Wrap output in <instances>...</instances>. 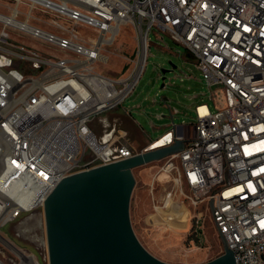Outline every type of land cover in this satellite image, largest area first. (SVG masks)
I'll use <instances>...</instances> for the list:
<instances>
[{
	"label": "built area",
	"instance_id": "2783aa9c",
	"mask_svg": "<svg viewBox=\"0 0 264 264\" xmlns=\"http://www.w3.org/2000/svg\"><path fill=\"white\" fill-rule=\"evenodd\" d=\"M125 26L126 71L104 72ZM153 30L223 89L194 107L182 150L160 167L163 208H192L197 234L207 207L235 263L264 264V0H0V228L22 235L63 178L138 153L92 123L137 87Z\"/></svg>",
	"mask_w": 264,
	"mask_h": 264
},
{
	"label": "rangeland",
	"instance_id": "374dc122",
	"mask_svg": "<svg viewBox=\"0 0 264 264\" xmlns=\"http://www.w3.org/2000/svg\"><path fill=\"white\" fill-rule=\"evenodd\" d=\"M25 40L48 51V47L35 40L27 37ZM149 41L142 76L117 113L128 112L146 130L152 131V126H159L163 122L170 124L171 114L177 120L178 111L185 114V119L183 122L174 121V124L189 127L195 123L193 108L199 103L213 104L210 96L218 97V92L223 90L222 85L208 86L193 57L169 35L153 30L149 34ZM134 44L130 27H123L115 43L107 49L111 60L104 67V72L115 68H118L117 74L126 71L127 67L122 65V61L125 54L132 53ZM139 107L147 112L143 113L147 117L145 123L138 114ZM164 162L165 158L133 170L136 183L130 201V219L136 236L152 255L168 263L200 264L217 258L226 247L207 207L199 208L201 218L197 234L192 230V216H188V211L176 214L173 210L188 208L193 215L192 208H163L167 186L158 184L156 177ZM0 237V261L3 264H20L23 260L20 254L33 256L38 264H49L44 215L41 212L27 222L22 235H16L13 225H6L0 228Z\"/></svg>",
	"mask_w": 264,
	"mask_h": 264
},
{
	"label": "water",
	"instance_id": "95a60500",
	"mask_svg": "<svg viewBox=\"0 0 264 264\" xmlns=\"http://www.w3.org/2000/svg\"><path fill=\"white\" fill-rule=\"evenodd\" d=\"M9 64L0 57V65ZM172 131L132 157L63 178L43 205L49 264H172L152 255L130 219L135 168L182 150ZM200 264H236L222 255Z\"/></svg>",
	"mask_w": 264,
	"mask_h": 264
},
{
	"label": "crops",
	"instance_id": "0c3cea01",
	"mask_svg": "<svg viewBox=\"0 0 264 264\" xmlns=\"http://www.w3.org/2000/svg\"><path fill=\"white\" fill-rule=\"evenodd\" d=\"M125 56H129V54H125ZM125 63L126 58L124 59V61H122V65H124ZM113 73L117 74L118 68H115L113 70ZM117 111L118 109L99 116L92 123V129L96 133V135L103 141H109L116 131L124 132L126 135L125 142H127L128 145L132 147L136 152L143 151L151 143H153L157 139H160L169 131H172L176 138L181 137L188 132V126L174 124V121L180 120V122H183L185 119V114L178 111H176L178 117L177 120H175L173 114H171L170 124L169 122H163L159 126H152V131L146 130L144 125L131 117L128 112H124V114H118ZM143 113L147 114V112L143 111V109L141 110L139 107L138 114L145 123L147 121V117H144ZM159 118L162 119L163 116L160 115ZM163 177L164 175H161L159 178Z\"/></svg>",
	"mask_w": 264,
	"mask_h": 264
},
{
	"label": "bare ground",
	"instance_id": "6f19581e",
	"mask_svg": "<svg viewBox=\"0 0 264 264\" xmlns=\"http://www.w3.org/2000/svg\"><path fill=\"white\" fill-rule=\"evenodd\" d=\"M169 208H170V206H169ZM173 210L176 212V214L177 213H182V212H187V210L184 209V208L181 209V210H175V209H173ZM177 216H179V215H177ZM20 257H22V259H23L21 264H38L37 260L31 255L23 256L22 254H20Z\"/></svg>",
	"mask_w": 264,
	"mask_h": 264
}]
</instances>
